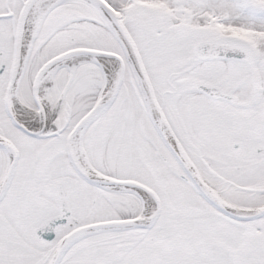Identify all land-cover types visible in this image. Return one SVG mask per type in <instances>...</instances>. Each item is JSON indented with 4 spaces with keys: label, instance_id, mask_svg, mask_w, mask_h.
<instances>
[{
    "label": "snow or ice",
    "instance_id": "obj_1",
    "mask_svg": "<svg viewBox=\"0 0 264 264\" xmlns=\"http://www.w3.org/2000/svg\"><path fill=\"white\" fill-rule=\"evenodd\" d=\"M0 264H264V0H0Z\"/></svg>",
    "mask_w": 264,
    "mask_h": 264
}]
</instances>
